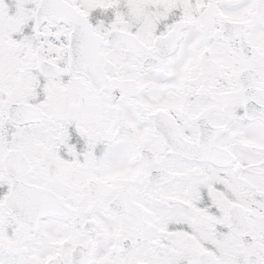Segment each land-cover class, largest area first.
I'll return each instance as SVG.
<instances>
[{
    "label": "snow or ice",
    "instance_id": "1",
    "mask_svg": "<svg viewBox=\"0 0 264 264\" xmlns=\"http://www.w3.org/2000/svg\"><path fill=\"white\" fill-rule=\"evenodd\" d=\"M0 264H264V0H0Z\"/></svg>",
    "mask_w": 264,
    "mask_h": 264
}]
</instances>
